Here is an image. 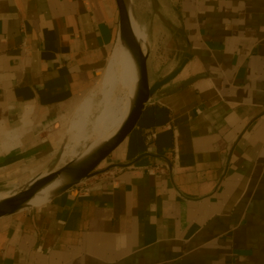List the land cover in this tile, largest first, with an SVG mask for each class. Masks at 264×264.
Segmentation results:
<instances>
[{
    "label": "crops",
    "instance_id": "1",
    "mask_svg": "<svg viewBox=\"0 0 264 264\" xmlns=\"http://www.w3.org/2000/svg\"><path fill=\"white\" fill-rule=\"evenodd\" d=\"M177 9L150 82L187 62L100 168L124 166L0 217V264H264V0ZM117 37L115 0H0V170L54 150Z\"/></svg>",
    "mask_w": 264,
    "mask_h": 264
},
{
    "label": "water",
    "instance_id": "2",
    "mask_svg": "<svg viewBox=\"0 0 264 264\" xmlns=\"http://www.w3.org/2000/svg\"><path fill=\"white\" fill-rule=\"evenodd\" d=\"M115 2L118 11L119 40L133 60L137 72L136 92L127 118L119 125L110 138L99 144L83 158L72 159L60 167H52L44 173H37L27 182L10 191L7 196L0 199V217L31 208L25 203L41 191L46 184H56L55 187L49 190L50 196L47 198L49 200L51 197L69 190L81 181L90 179L113 167L124 166V164L116 163L100 168V165L136 126L147 102L153 97L155 92L175 79L183 70L187 58H183L175 68L161 78L150 82L147 68L149 48L147 44L143 43L144 41H140L136 37L131 18L133 15L131 6L128 7V0H115ZM199 77L200 75L189 78L184 82V85L192 83Z\"/></svg>",
    "mask_w": 264,
    "mask_h": 264
},
{
    "label": "rangeland",
    "instance_id": "3",
    "mask_svg": "<svg viewBox=\"0 0 264 264\" xmlns=\"http://www.w3.org/2000/svg\"><path fill=\"white\" fill-rule=\"evenodd\" d=\"M177 8L178 0H131L133 16L139 25L140 32L144 39L143 43L147 44L148 48L149 46L151 47V45H161L173 31L175 27V18L178 15ZM88 92L72 103L66 105L58 113L57 119L45 127L40 133L41 138L48 137V135L54 136L56 147L53 151L49 152L48 155L44 156L37 162L26 165H13L0 170L1 190L12 191L21 186L33 173H44L52 167H60L61 165L58 166L57 164L59 163L64 145L66 142L75 139L74 136L76 135V132L79 142L74 150L78 153L82 152L83 154H86L88 149L96 140H98L100 133H102L107 126V106L101 103L100 95H97L92 102L88 103L89 106H92V110L86 114L87 117H85L86 115L79 110L81 104L87 102L86 95ZM79 125H82L83 128ZM95 126L96 128L94 132L89 134ZM75 130H78L79 132ZM85 133L87 134L86 136ZM15 138L16 135L14 139ZM14 139L13 142H11L12 146L15 145V141L17 140ZM83 140L84 142L81 143ZM9 145V142L1 144L0 153L10 151L11 149L9 148ZM102 165L103 163L100 167Z\"/></svg>",
    "mask_w": 264,
    "mask_h": 264
},
{
    "label": "bare ground",
    "instance_id": "4",
    "mask_svg": "<svg viewBox=\"0 0 264 264\" xmlns=\"http://www.w3.org/2000/svg\"><path fill=\"white\" fill-rule=\"evenodd\" d=\"M130 6H131V0H128V7ZM131 18H132L136 37L138 38V40L144 41L142 34L140 32L139 25L135 21L133 15L131 16ZM136 79H137V72H136L135 64L131 59L130 55L128 54V52L126 51L125 47L121 44L118 36L113 46V50L111 51V54L108 58L105 68L103 69L102 73L100 74V77L98 78L94 86L89 90L88 94L86 95L87 102L81 104V106L79 107V110L86 115L92 110V106H89L88 103L92 102V100H94V98L97 95H100L101 103L107 106V110H106L107 126L104 128L102 133H100L98 140H96L93 143V145L88 149L86 154H83L82 152L81 154L74 150V148L77 146L79 142L76 132V135L74 136L75 139L73 138L74 139L73 141H69L65 143L64 149L61 152L59 163L58 164L56 163L58 166L72 159L78 160L83 158L84 156L89 154L94 148H96L99 144H101L102 142H104L105 140H107L112 136V134L117 130L119 125L127 118L130 112L132 99L135 95L136 87H137ZM85 117H87V115ZM82 125L79 126L83 128ZM95 128L96 126L92 129V131L89 134H92ZM86 135L87 134L85 133V136ZM82 142H84V140L81 141V143ZM36 174L37 172L33 173L28 179H26L25 182H27L30 178H32ZM55 186L56 184L44 185L41 191H39L33 197H31L25 204L32 206L34 204L46 200L50 196L49 193L50 188ZM9 193L10 191H4L0 189V199L4 198Z\"/></svg>",
    "mask_w": 264,
    "mask_h": 264
},
{
    "label": "built area",
    "instance_id": "5",
    "mask_svg": "<svg viewBox=\"0 0 264 264\" xmlns=\"http://www.w3.org/2000/svg\"><path fill=\"white\" fill-rule=\"evenodd\" d=\"M90 188H91L90 179H87L75 184L70 189H72L74 191V194L76 195L85 196L89 194Z\"/></svg>",
    "mask_w": 264,
    "mask_h": 264
}]
</instances>
